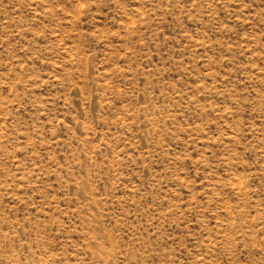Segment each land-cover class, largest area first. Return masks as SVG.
I'll list each match as a JSON object with an SVG mask.
<instances>
[{"label": "rangeland", "instance_id": "374dc122", "mask_svg": "<svg viewBox=\"0 0 264 264\" xmlns=\"http://www.w3.org/2000/svg\"><path fill=\"white\" fill-rule=\"evenodd\" d=\"M0 264H264V0H0Z\"/></svg>", "mask_w": 264, "mask_h": 264}]
</instances>
